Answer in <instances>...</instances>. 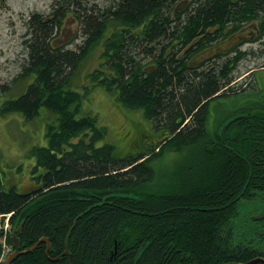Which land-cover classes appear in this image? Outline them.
I'll use <instances>...</instances> for the list:
<instances>
[{
    "label": "trees",
    "instance_id": "1",
    "mask_svg": "<svg viewBox=\"0 0 264 264\" xmlns=\"http://www.w3.org/2000/svg\"><path fill=\"white\" fill-rule=\"evenodd\" d=\"M51 9L24 22L23 70L13 80L24 90L0 104V116L45 121V146L29 152L37 186L6 189L0 169V215L11 214L21 250L46 237L48 255L61 259L50 260L41 242L13 264H228L264 256V216H257L264 90L243 114L207 123L210 102L226 98L222 89L238 79L239 46L264 35V0H53ZM65 18L83 36L74 49L53 44ZM213 45L223 50L214 60L189 61ZM98 48L90 86L76 89L73 77ZM96 88L124 110L141 111L152 126L137 123L148 139L125 153L111 143L98 116L83 110ZM170 151L188 152L186 164L150 195L153 163ZM236 228L254 251L231 248Z\"/></svg>",
    "mask_w": 264,
    "mask_h": 264
},
{
    "label": "rangeland",
    "instance_id": "2",
    "mask_svg": "<svg viewBox=\"0 0 264 264\" xmlns=\"http://www.w3.org/2000/svg\"><path fill=\"white\" fill-rule=\"evenodd\" d=\"M52 2L53 0L0 1V86L7 88L3 92L0 90V104L10 96V91L13 90V94H19L20 90H24L13 81L15 77L18 78L22 73V64L26 54L22 44L25 33L24 22L29 19L33 12L43 13V17L48 18L52 10ZM77 28V24L73 19L65 18L58 37L53 41L60 39L68 49H74L75 46L81 45L83 41L82 33ZM253 38L251 37V39ZM239 47V51L247 52L234 71H237V77H239L234 85L235 89L240 88L241 90H238L239 94L235 95L233 94L236 90L230 91V95L225 96L226 98H220L211 103L213 106L207 120L209 129L222 123L227 116L228 119L234 117L236 112L246 107L247 102L258 101L260 90H264V35L258 33L254 42H245ZM187 49L188 46L185 50ZM221 51L223 50L219 45L209 46L205 50L196 53L189 61L203 64L209 59L214 60L215 56H218V52ZM101 53V48L95 50L73 77V85L76 89L80 90L81 87L90 86L87 75L97 69L100 64ZM241 91L242 94H240ZM83 110L91 111L98 116L100 123L109 130L108 140H111V143L114 142L120 148V151L124 153L128 151L129 147L139 144V140L147 134L145 131H141L137 123L148 130L152 128L150 123L144 119L141 111L124 110L115 103L112 95L99 88L90 93ZM39 121L40 117L35 118L33 121H27L18 113L0 116V169L6 189L15 187L18 192L24 193L35 189L37 186L32 173L36 162L29 155V152L33 147L45 146L47 142L45 139L46 129L42 124L45 121L41 120V123H38ZM148 136L149 134H147V139ZM156 137V139L159 138L157 134ZM143 143L150 144L151 142L143 141ZM187 154L188 152L183 155L182 153L170 151L154 161L153 167L157 173V180L149 190L150 195L155 194L156 185H163L166 180L169 181L171 176L186 164L184 157ZM164 194L182 197V195L174 192L167 191ZM258 211L257 216L259 218L263 217L264 210L259 209ZM233 232L236 236H240V242L247 240L242 239L244 237L242 229L238 230L236 228ZM232 235V230H230L229 241L231 245L238 240L237 237L233 239Z\"/></svg>",
    "mask_w": 264,
    "mask_h": 264
},
{
    "label": "bare ground",
    "instance_id": "3",
    "mask_svg": "<svg viewBox=\"0 0 264 264\" xmlns=\"http://www.w3.org/2000/svg\"><path fill=\"white\" fill-rule=\"evenodd\" d=\"M259 26V25H258ZM245 54H247V52H244ZM242 57V56H241ZM253 72H255V71H253ZM239 78V77H238ZM224 81V80H223ZM237 83V80H232L231 81V83L229 84V85H227L226 87H224L223 89H222V91L221 92H226L227 94H228V96L230 95V91L232 92V91H234V90H236L235 89V84ZM242 87V86H241ZM230 88V91H228V89ZM252 90H254V89H252ZM257 91V90H256ZM247 92H249V91H247ZM247 92H245V93H247ZM237 94H239V93H237ZM240 94H242V91H241V93ZM219 95V94H218ZM233 95H235V94H233ZM216 96V95H215ZM218 99V98H217ZM213 101H215V100H213ZM212 101V102H213ZM212 102H210V103H212ZM248 107V106H247ZM248 110V108H242L239 112H236V115L234 116V117H232L231 119H228V116L227 117H225L224 118V121H226V122H229L230 120H232L233 118H235V117H237V116H239V115H241V114H243L245 111H247ZM223 124H224V122H223ZM10 217H11V214H5V215H0V231H1V233H0V245L2 246V254H1V256H0V264H6L7 263V261H8V259H9V257L12 255V254H14V253H16L17 252V250H16V243H15V239H17L18 240V245H19V252H20V254L11 262V264H13V262L19 257V256H21V255H25V254H28V253H31V252H33L38 246H40V244L41 243H35V245L34 246H32L31 248H28V249H26V250H21V247H20V240H19V238H18V236H17V234H14L13 233V230H12V228H11V226H10ZM6 223V224H5ZM19 233V232H18ZM12 237V239H13V244H10V243H8V239L9 238H11ZM42 239H44V240H47V241H49V239L48 238H46V237H43ZM41 239V240H42ZM47 245V249H46V255L48 256V258L50 259V260H52V261H59L60 259H61V257H57V258H51L48 254H49V250H50V242H49V244H46ZM32 249V250H31ZM29 250H31V251H29ZM27 251V252H26ZM65 256L66 255H68V252H66L65 254H64ZM228 264H236V263H228ZM245 264H253L252 262H248V263H245Z\"/></svg>",
    "mask_w": 264,
    "mask_h": 264
},
{
    "label": "flooded vegetation",
    "instance_id": "4",
    "mask_svg": "<svg viewBox=\"0 0 264 264\" xmlns=\"http://www.w3.org/2000/svg\"><path fill=\"white\" fill-rule=\"evenodd\" d=\"M0 1H2V2H4L5 0H0ZM53 3V2H52ZM51 7H52V5H51ZM36 14H38V15H41V16H43V13H39V12H33V13H31V16H33V15H36ZM60 43V41H59V39H56L55 40V42L53 43L54 45H58ZM232 233H233V235H232V237H233V239L234 238H238V240L237 241H235V242H233V244L231 245V248H234V249H237L238 251H239V253L241 254L242 252H246L245 250L247 249V248H249V250H251V251H254V244H253V242L252 241H250L249 239H247L243 244H245L246 245V247H245V249L244 250H242V247L240 246V241H239V237L240 236H236L235 235V233L232 231ZM253 249V250H252ZM261 258H264V256H259V255H257V256H252V257H250V259L249 260H247V261H238V262H233V263H236V264H245V263H248V262H252L253 264H258V263H261V264H264V260H262Z\"/></svg>",
    "mask_w": 264,
    "mask_h": 264
},
{
    "label": "water",
    "instance_id": "5",
    "mask_svg": "<svg viewBox=\"0 0 264 264\" xmlns=\"http://www.w3.org/2000/svg\"><path fill=\"white\" fill-rule=\"evenodd\" d=\"M41 242H44V243H46V244H49V241H47V240H44V239H42V240H40L39 242H38V244L39 243H41ZM15 245H16V250H17V252L16 253H14V254H12L10 257H9V259H8V261H7V263L6 264H11V262L20 254V252H19V245H18V240L17 239H15ZM32 250V249H31ZM31 250H29V251H31ZM27 252V251H26ZM262 260H264V259H262Z\"/></svg>",
    "mask_w": 264,
    "mask_h": 264
}]
</instances>
